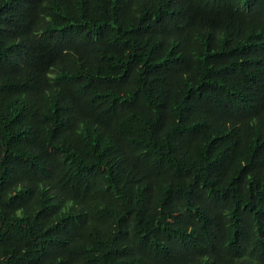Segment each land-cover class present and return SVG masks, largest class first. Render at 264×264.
<instances>
[{
    "label": "trees",
    "instance_id": "trees-1",
    "mask_svg": "<svg viewBox=\"0 0 264 264\" xmlns=\"http://www.w3.org/2000/svg\"><path fill=\"white\" fill-rule=\"evenodd\" d=\"M0 264H264V0H0Z\"/></svg>",
    "mask_w": 264,
    "mask_h": 264
}]
</instances>
